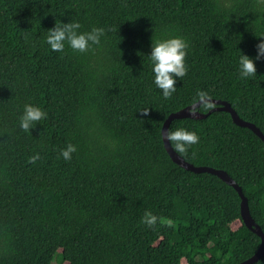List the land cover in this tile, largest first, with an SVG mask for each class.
I'll use <instances>...</instances> for the list:
<instances>
[{
    "label": "trees",
    "instance_id": "obj_1",
    "mask_svg": "<svg viewBox=\"0 0 264 264\" xmlns=\"http://www.w3.org/2000/svg\"><path fill=\"white\" fill-rule=\"evenodd\" d=\"M60 21L105 33L86 52H56L45 37ZM172 35L188 41L187 72L165 99L147 55L152 39ZM260 40L264 0H0V264H235L253 255L261 238L243 222L238 192L175 163L161 128L203 91L264 133V57L253 77L237 66L239 51L254 58ZM25 103L47 112L30 132L19 127ZM177 127L200 138L177 153L225 170L264 233V141L225 110L175 118L168 130ZM68 143L76 151L65 160ZM146 210L158 217L151 228Z\"/></svg>",
    "mask_w": 264,
    "mask_h": 264
},
{
    "label": "clouds",
    "instance_id": "obj_2",
    "mask_svg": "<svg viewBox=\"0 0 264 264\" xmlns=\"http://www.w3.org/2000/svg\"><path fill=\"white\" fill-rule=\"evenodd\" d=\"M81 25L78 21H71L64 23L60 21L55 22L52 28L47 30L45 37V43L51 50L56 52H63L66 45L77 52H86L93 45H99L101 37L105 33L103 27H92L88 31H81ZM256 56L250 57L239 51L237 66L239 77L247 79L256 75L255 60L264 57V40H260L257 44ZM188 50V41L181 35H172L167 38H160L151 41V51L147 55L151 64V70L153 73V83L161 90L163 98L168 99L176 92V84L180 77H183L187 72L186 55ZM207 94L203 91L197 93L200 98L205 97ZM203 103L200 99L197 105ZM147 114L148 109L143 111ZM47 112L32 103H25L23 111L19 117V127L25 132H30L37 122L45 119ZM169 143L173 145V150L178 153L187 152L189 146L195 145L199 142V136L195 131L188 130L184 127H177L170 129L164 135ZM76 151V146L72 143H68L60 151V155L65 160L72 158V153ZM39 158V154L31 157V160L35 162ZM158 220L157 215L151 211H145L141 217V223L151 228L156 225Z\"/></svg>",
    "mask_w": 264,
    "mask_h": 264
},
{
    "label": "water",
    "instance_id": "obj_3",
    "mask_svg": "<svg viewBox=\"0 0 264 264\" xmlns=\"http://www.w3.org/2000/svg\"><path fill=\"white\" fill-rule=\"evenodd\" d=\"M200 99H202L203 101H210L213 104H215V106L212 107L207 113H202L197 109V107H194V105L198 104V101ZM200 99L192 103L191 105L185 106L175 112H171L166 117L161 128L163 144L171 159L178 165L193 172H209L215 174L220 179L233 186L234 189L238 192L240 197V212H241L242 220L247 227L253 230L257 235H259V237L261 238V242L258 249L253 255L235 264H252L255 261H257L264 253V233L261 230V227L251 217L247 203V198L243 194L240 185H238L237 182L223 169H216L207 165H194L186 161L181 155H179L176 151L173 150L171 143H169L166 139H164V135H166L168 131V126L170 122L175 118H183V117L202 118L214 110L228 111L231 114L232 120L236 124L250 128L263 141H264V133L254 123L242 119L233 109V107H231L230 103H228L227 101L214 99V98H200Z\"/></svg>",
    "mask_w": 264,
    "mask_h": 264
},
{
    "label": "rangeland",
    "instance_id": "obj_4",
    "mask_svg": "<svg viewBox=\"0 0 264 264\" xmlns=\"http://www.w3.org/2000/svg\"><path fill=\"white\" fill-rule=\"evenodd\" d=\"M238 224H239V222L238 221H236V222H234L233 224H232V227L233 228H235V227H237L238 226ZM57 262L56 261H53L52 262V264H56ZM63 264H67V262H64ZM183 264H185V262L183 261Z\"/></svg>",
    "mask_w": 264,
    "mask_h": 264
}]
</instances>
